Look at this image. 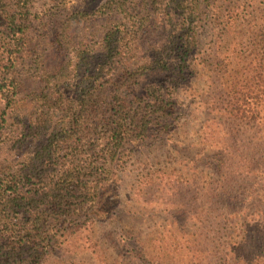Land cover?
<instances>
[{
    "label": "trees",
    "instance_id": "16d2710c",
    "mask_svg": "<svg viewBox=\"0 0 264 264\" xmlns=\"http://www.w3.org/2000/svg\"><path fill=\"white\" fill-rule=\"evenodd\" d=\"M71 2L0 0V264H43L111 219L118 162L174 130L207 23L221 27L212 74H227L222 0H104L91 10ZM237 102L222 108L232 144L255 129ZM246 181L259 187L264 173ZM244 231L264 238V224Z\"/></svg>",
    "mask_w": 264,
    "mask_h": 264
},
{
    "label": "rangeland",
    "instance_id": "374dc122",
    "mask_svg": "<svg viewBox=\"0 0 264 264\" xmlns=\"http://www.w3.org/2000/svg\"><path fill=\"white\" fill-rule=\"evenodd\" d=\"M103 2L70 5L91 10ZM220 5L223 21L231 15L221 47L229 58L223 80L211 71L221 27L210 22L199 34L195 74L180 93L174 130L121 157L111 219L70 238L43 264H264V238L244 231L247 224H264V184L245 185L249 172L264 173V0ZM214 13L210 9L209 17ZM237 98L246 117L255 115L242 124L255 129L232 144L222 108ZM239 192L241 203L233 200ZM238 242L243 249L233 260Z\"/></svg>",
    "mask_w": 264,
    "mask_h": 264
}]
</instances>
